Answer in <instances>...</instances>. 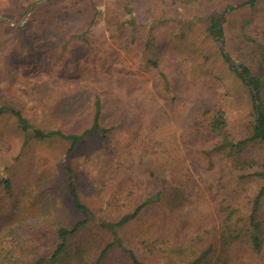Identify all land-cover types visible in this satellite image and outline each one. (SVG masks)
<instances>
[{
  "label": "rangeland",
  "instance_id": "374dc122",
  "mask_svg": "<svg viewBox=\"0 0 264 264\" xmlns=\"http://www.w3.org/2000/svg\"><path fill=\"white\" fill-rule=\"evenodd\" d=\"M247 1L0 0V16L9 18L0 20L6 264L49 259L57 244L54 223L71 227L81 218L68 195L66 166L92 220L70 243L84 245L90 264L113 240L119 243L101 264H131L127 249L145 264H185L205 250L201 264L215 262L226 210L237 206L247 216L264 184L257 176L238 177L228 158L209 152L219 141L209 129L215 110L224 111L233 138L254 127L249 88L222 55L257 70L260 51L252 40L264 43V0L252 7ZM221 16L223 33L215 38L207 28ZM95 97L102 104L97 130L73 151L64 140L34 138L35 128L89 129ZM10 109L28 119L27 131ZM242 155L253 161L249 172L264 169V145ZM2 178H10V188ZM163 180L187 199L170 211L166 197L156 196ZM142 204L137 217L114 233L100 228ZM259 214L264 220V198ZM19 224L20 230L8 232ZM191 238L195 245L186 251ZM230 263L264 264V245L256 253L237 244Z\"/></svg>",
  "mask_w": 264,
  "mask_h": 264
},
{
  "label": "trees",
  "instance_id": "16d2710c",
  "mask_svg": "<svg viewBox=\"0 0 264 264\" xmlns=\"http://www.w3.org/2000/svg\"><path fill=\"white\" fill-rule=\"evenodd\" d=\"M258 0H248L247 3L252 7ZM223 16L219 18H212L209 27L207 28L209 33L215 37L220 38L222 36L221 22ZM246 40H252L244 36ZM255 43L256 49L260 51V60L256 65L257 70L252 68L243 61H239L237 64L232 62V59L227 52H223V59L228 64L230 69L240 78L242 83L249 88V94L252 100V109L254 115V127L253 130L248 132L245 136L239 138H233L226 131V118L224 111L221 109L215 110L209 120V129L211 133H215L219 136V141L216 142L209 152H215L221 154L231 161L234 168L240 172V178H246L249 176H257L264 181V169L253 170L249 172V168L252 167V160L245 158V149L255 144L264 145V43L260 41L252 40ZM102 104L98 97H95L93 101V125L80 133L71 132L67 133L60 128L51 129H33V136L37 140L57 138L64 140L68 143V151L74 150L76 145L83 137L90 132L97 130L98 121L101 116ZM11 114L16 119L18 126L27 131L30 127V123L27 118L16 109H10ZM242 153V154H241ZM241 155V156H240ZM241 157V158H240ZM67 171V189L68 195L71 199L73 207L81 214V218L73 223L71 227L56 224V247L52 253V256L47 259L45 257H39L32 262V264H44L47 261H51V264H64V262L70 258L77 256L75 264H90V256L88 251L84 249L83 244H77L76 242L71 244L70 238L78 233L82 228L91 223V212L87 205H85L78 194V190L72 175L70 167H65ZM1 183L8 189L11 186L10 178H2ZM162 188H160L156 194L159 199L164 198L168 210L178 208L182 204V200L185 202L187 199L183 197L182 191L176 187H168L165 180H163ZM181 197L183 199L181 200ZM264 198V184L257 190L252 200V206L250 212L245 216L240 208L230 207L229 211L224 215L222 221V227L219 232L220 253L216 257L213 264H231V249L239 243L247 244L253 252H259L264 245V220L259 214L262 200ZM166 199V200H165ZM144 204L137 206L132 212L123 214L119 220L113 224L100 223V228L114 233V229L118 226L126 224L128 221L137 217ZM21 225H15L10 227L8 232L14 234L15 231L20 230ZM13 232V233H12ZM201 235L196 236V240H199ZM2 237H0V264H6L10 257V250L3 245ZM115 243H119L115 240L107 242L98 255L95 257L91 264H101L108 254L109 250ZM73 245V248L71 247ZM194 238L190 239V242L183 249L188 250L190 246H194ZM119 246H122L119 244ZM186 250V251H187ZM129 260L131 264H145L138 259L136 254L127 249ZM208 250L200 253L198 258L187 262L185 264H201L204 258L207 256Z\"/></svg>",
  "mask_w": 264,
  "mask_h": 264
},
{
  "label": "water",
  "instance_id": "95a60500",
  "mask_svg": "<svg viewBox=\"0 0 264 264\" xmlns=\"http://www.w3.org/2000/svg\"><path fill=\"white\" fill-rule=\"evenodd\" d=\"M37 4L35 3V4H33V5H31V7L29 8V10H28V12L24 15V17H23V19L25 18V17H27V15H28V13L36 6ZM0 20H5V21H9V18L7 17V16H0ZM14 24H16V25H18L19 23H14ZM221 44H223V40H221Z\"/></svg>",
  "mask_w": 264,
  "mask_h": 264
}]
</instances>
